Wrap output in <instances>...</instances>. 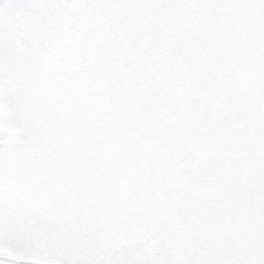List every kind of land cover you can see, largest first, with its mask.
<instances>
[{"label": "snow or ice", "instance_id": "snow-or-ice-1", "mask_svg": "<svg viewBox=\"0 0 264 264\" xmlns=\"http://www.w3.org/2000/svg\"><path fill=\"white\" fill-rule=\"evenodd\" d=\"M0 264H264V0H0Z\"/></svg>", "mask_w": 264, "mask_h": 264}]
</instances>
